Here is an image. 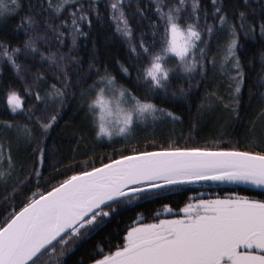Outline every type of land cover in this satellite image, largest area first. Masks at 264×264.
I'll return each mask as SVG.
<instances>
[{"label": "snow or ice", "instance_id": "obj_1", "mask_svg": "<svg viewBox=\"0 0 264 264\" xmlns=\"http://www.w3.org/2000/svg\"><path fill=\"white\" fill-rule=\"evenodd\" d=\"M99 2L88 0L85 7L82 0H58L56 3L53 0H29L30 14L23 16L15 26L16 30L23 29L27 35L23 46L0 41V63L7 62L12 67L17 77L25 81V95L34 96L36 101L35 105L25 109L24 97L18 91L10 88L6 93V107L13 114L26 113L29 123L2 120L0 133L14 131L17 144L30 146L33 158L31 170L26 175H14L17 164L12 157L11 143L6 155L0 139V183L6 184L12 178L14 194L31 189L33 182L35 190L23 196L20 204H14L11 211L0 219V264H66L64 257L67 253L102 233L114 216L135 201L156 196L157 189L171 190L180 184L202 179L264 186V107L256 115L261 121V134L249 138V143L260 151H240L236 147H210L207 144L203 147L170 145L155 151L123 148L117 159L109 158L108 163L101 162L99 167L88 166L87 162L69 163L63 165L62 170L57 167L62 162L54 160L51 164L54 175L44 176L49 152L48 133L62 118V111L70 99H78V109L85 110L86 119L97 138L112 140L114 136H121L127 142L138 125L151 123L155 126L157 121L169 119L181 121L177 112L155 103L154 98L160 97L173 105L188 103L192 78L197 72H205L208 45L220 33H226L228 37L221 46L225 54L220 64L221 72L231 64L227 69L230 81L228 99L215 91L206 92L197 106V115L203 117L214 107L221 106L230 116L241 118L240 94L245 73L237 54L240 32L255 39L258 26L260 39L264 41V3L260 4L261 19L257 25L248 20V16L255 15L257 10L251 7L250 0H243L244 10L238 12L237 24L229 19L223 0H212L214 23L208 22L205 11L201 26L200 0H191L190 11L188 0H179L178 3L149 0V6L155 5L157 17L156 21H149L153 39L146 42L144 33H141L138 42H133L134 29L125 12V0H106L115 33L128 42L135 61L145 58L142 65H132L136 71L133 87L142 89L138 95L132 87L120 83L106 65L101 71L95 64V54L86 71L82 70L80 59L71 55L77 38L88 35L82 25L87 22L91 27L89 13L95 11L99 17L96 7ZM135 2L134 15L147 18L145 9L139 6L140 0ZM65 5L70 9V24L68 20L51 23L63 14ZM128 6L131 7V0H128ZM21 7L20 0H0V22L6 21L10 14L18 13ZM37 17L43 18L45 31L51 33L60 47L70 36L72 43L68 52L59 48L49 52L40 50L37 42L45 40L47 43V40L37 31L40 26ZM65 26L69 28L67 33L61 31ZM161 27L162 32L159 31ZM21 54L33 61L37 56L41 62L46 60L50 68L55 69L52 75L59 84H50L44 95L34 92L27 84L26 76L22 75L30 73L31 65L17 62ZM170 61L174 63L170 64ZM209 62L215 67V56ZM118 63L120 71L133 79L132 68L123 62ZM70 67L78 73L75 79L70 74ZM44 79L43 72L33 74L36 87ZM90 79L91 83H87ZM174 79L186 81L187 86L183 82L173 85ZM260 87L264 88V77ZM259 97L264 104V91ZM252 127L255 128V121ZM124 151L131 154L125 155ZM77 167L84 170H73ZM69 170L71 175L66 174ZM56 176H63V179H56ZM164 207L171 211L167 205ZM80 264H84L83 259ZM90 264H264V199L233 194L230 199L196 200L185 204L171 218H157L152 223L139 222L138 217L126 226L122 235H117L116 242L113 243L110 237L97 241Z\"/></svg>", "mask_w": 264, "mask_h": 264}, {"label": "trees", "instance_id": "obj_2", "mask_svg": "<svg viewBox=\"0 0 264 264\" xmlns=\"http://www.w3.org/2000/svg\"><path fill=\"white\" fill-rule=\"evenodd\" d=\"M53 2L56 3L58 0H53ZM168 2L178 3L179 0H168ZM20 3L22 7L18 10V13L10 14L6 21L0 22V41L22 47L24 40L27 39V35H25L23 29L16 30L15 26L20 23L23 16L30 13L28 9L29 0H20ZM82 3L87 7L88 0H82ZM190 3L191 0H188V11H190ZM223 3L229 19L235 20L238 24V12L244 10L243 0H223ZM261 3H264V0H250L251 7L257 11L255 15L250 14L248 20L257 25L261 19L259 15ZM139 6L145 9L147 18L142 19L138 15H134L136 12L135 0H131V7L128 6V0H125V12L128 14L129 22L134 29L135 38L133 42H138L141 33H144V40L150 42L153 37L149 21L157 20L154 12L155 5L149 6V0H140ZM200 6L201 26L204 24L205 11L208 13V22L214 23L211 15L213 11L212 0H200ZM96 7L100 13L99 17L95 11L89 13V17L92 20L91 27L89 28L87 26V22L82 25L83 30L88 35L77 38L76 47L72 50L71 55L77 56L80 59V63L83 66L82 70L86 71L92 56L95 54L97 57L95 64L101 68V71H103V67L106 65L108 71L116 76L120 83L132 87L133 91L141 95L142 89L133 87L136 71L132 65L133 63L142 65L145 58L141 57L140 61H135L134 54L129 51L128 42L115 33V24L110 20L111 9L106 7V0H100ZM68 11L70 9L65 5V11L60 15L59 19H53L50 22L59 24L61 20H68L70 24L71 16L68 15ZM47 15L48 13L46 11L45 16ZM37 19L40 21V26L37 31L47 40V43H45V40H39L37 42L40 50L49 52L56 51L59 48L60 51L68 52L69 46L72 43L70 36L65 39L64 46L60 47L55 43L51 33L45 31L43 18L37 17ZM61 31L67 33L69 32V28L65 26ZM159 31L162 32L163 28L161 27ZM35 34L29 33V35ZM227 39L226 33H220L211 39L207 48V56L205 57V72L203 74L197 72L193 76L191 81L193 87L188 103L173 105L162 100L160 97L154 98L155 103L162 107L171 108L182 117V120L176 122L170 119L161 120L157 121L155 126L151 123L146 126L138 125L127 142L121 136H114L112 140H109L107 137L97 138L86 119L85 110L83 108L78 109V99H70L68 105L62 111V118L58 120L57 124L48 133L46 143L49 152L47 153L45 162L46 166L43 169L44 176L54 175L51 169V164L54 160L58 159L62 162L61 165L57 166L61 168L63 165L69 163L79 165L82 162H87L88 166L98 167L101 162H109V158L117 159L123 148L155 151L160 148H168L170 145L178 147H203L207 144L210 147H236L240 151H260V148L253 147L249 143L251 136H259L261 134V121L256 119V115L261 107H264L259 97V93L264 91V88L260 87L261 78L264 77V41L260 39L258 26L255 39L251 35L244 36L243 32H240V47L237 49V54L240 56L245 73V83L240 94L239 110L241 118L237 119L230 116L229 112L221 106L214 107L210 113L205 114L203 117H198L197 115V106L200 100L204 98L206 92L215 91L226 100L228 99L227 93L230 81L228 79L227 69L231 67V64L229 63L225 66L226 71H220V64L225 54L221 46L225 45ZM200 46L204 47L203 44ZM213 56L216 59L215 67L209 62ZM118 61L132 68L133 79H129L120 71ZM17 62L31 65L30 73H22V75L26 76V82L29 86H32L34 92L39 91L41 95H44L45 90L49 88L50 84H59L52 75L55 69L50 68L46 60L41 62L37 56L36 61H33L26 59L21 54ZM169 63L174 62L170 61ZM0 69H2L0 71V121L10 120L13 123H29L26 113L13 114L6 107V93L10 88L18 91L24 97L25 109L30 105L36 104L34 96L30 97L25 95V81L17 77L15 71L7 62L0 63ZM37 71L43 72L46 77V79L39 83V87L33 84V74ZM70 74L75 79L78 73L70 67ZM92 78L94 79L95 76L93 75ZM182 82L187 86L186 81L175 79L173 80V85ZM87 83H91V79ZM75 90L70 89V91ZM37 107L42 108L43 105H37ZM49 111H52V109ZM37 114L39 115L41 113L38 112ZM253 121H255V128L252 127ZM193 124H195V127H193ZM32 127L35 130V125H32ZM74 132L75 134H73ZM0 139L3 140L6 155L9 142L11 143L12 157L17 164L14 175L19 174L23 177L31 170L33 158L31 147L22 143L18 145L14 131H9L6 134L0 133ZM123 154L129 155L131 152L124 151ZM4 167H7L6 161ZM73 170L84 169L77 167ZM66 174L71 175V170L67 171ZM56 179H63V176H56ZM13 186L14 181L12 178H9L6 184L0 183V219L11 211L14 204H20L23 196L30 194L31 190H35V183L33 182L31 189H24L22 192L14 194L12 191ZM196 186L191 184L184 185L179 187L180 189L178 188L179 191L172 193H167L169 189L156 190V196L150 199L135 201L132 206L121 211L119 215L114 216L102 233L81 243L78 247L67 253L64 257L66 264H80L81 259H83L84 264H90V259L95 255L97 241H102L103 237H110L113 243L116 242L117 235H122L126 231V226L136 221L138 217L139 222L142 223H151L157 218L168 219L185 204L195 203L196 200H203L202 198H192V194L197 192V189L194 188ZM41 187H43V181L41 182ZM223 188H221L222 191L220 193H228L231 197L235 194V196L239 197L246 196L253 199H264V190L262 189L237 184ZM224 196L219 195L218 197ZM165 205L171 209L170 212L164 207ZM104 247L105 251H107V242H105Z\"/></svg>", "mask_w": 264, "mask_h": 264}, {"label": "water", "instance_id": "obj_3", "mask_svg": "<svg viewBox=\"0 0 264 264\" xmlns=\"http://www.w3.org/2000/svg\"><path fill=\"white\" fill-rule=\"evenodd\" d=\"M190 184L193 185V186H195V185L199 186V185L205 184L208 187H214V186L228 187V186H234V185L237 184V185H242V186H246V187H250V188H257V189L264 190V188L252 187V186H249V185L245 184L244 182L233 183V182H228V181H214V180H211V179H202V180L195 181V182H189V183L180 184L179 186L169 190L167 193H172V192H175V191H179V189H180L179 187L184 186V185H190ZM163 189H167V188H161V189H157V190H163ZM206 195L207 194H205V193H199V194H195L194 197H205Z\"/></svg>", "mask_w": 264, "mask_h": 264}, {"label": "flooded vegetation", "instance_id": "obj_4", "mask_svg": "<svg viewBox=\"0 0 264 264\" xmlns=\"http://www.w3.org/2000/svg\"><path fill=\"white\" fill-rule=\"evenodd\" d=\"M194 188L197 189V192H194L192 195L199 194V193L207 194L205 197H201L202 199H204V198L205 199L206 198H208V199L212 198L213 199V198H217L219 195H225L224 198H226L227 196H229L230 198H233L228 193H220V191H222L221 188H223L222 186L208 187L207 185L203 184V185L196 186Z\"/></svg>", "mask_w": 264, "mask_h": 264}, {"label": "bare ground", "instance_id": "obj_5", "mask_svg": "<svg viewBox=\"0 0 264 264\" xmlns=\"http://www.w3.org/2000/svg\"><path fill=\"white\" fill-rule=\"evenodd\" d=\"M245 184H247V185H249V186H252V187H258V188H264V186H258V185H255V184H253V183H245Z\"/></svg>", "mask_w": 264, "mask_h": 264}, {"label": "rangeland", "instance_id": "obj_6", "mask_svg": "<svg viewBox=\"0 0 264 264\" xmlns=\"http://www.w3.org/2000/svg\"><path fill=\"white\" fill-rule=\"evenodd\" d=\"M217 198H220V199H225L224 197H217ZM217 198H213V199H217ZM210 199H212V198H210ZM203 200H208V198H204ZM193 203V202H192ZM163 219H166V218H163ZM152 223V222H151ZM145 224H147V223H145Z\"/></svg>", "mask_w": 264, "mask_h": 264}]
</instances>
